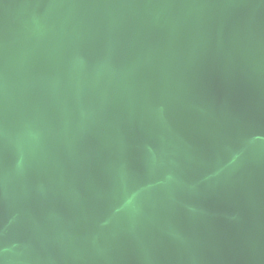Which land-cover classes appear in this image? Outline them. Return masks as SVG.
<instances>
[{
    "label": "water",
    "instance_id": "95a60500",
    "mask_svg": "<svg viewBox=\"0 0 264 264\" xmlns=\"http://www.w3.org/2000/svg\"><path fill=\"white\" fill-rule=\"evenodd\" d=\"M0 264H264V0H0Z\"/></svg>",
    "mask_w": 264,
    "mask_h": 264
}]
</instances>
